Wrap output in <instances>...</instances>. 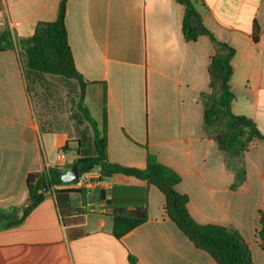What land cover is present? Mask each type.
I'll use <instances>...</instances> for the list:
<instances>
[{
	"label": "crops",
	"instance_id": "obj_1",
	"mask_svg": "<svg viewBox=\"0 0 264 264\" xmlns=\"http://www.w3.org/2000/svg\"><path fill=\"white\" fill-rule=\"evenodd\" d=\"M61 1L1 0L0 29L31 38L38 23L57 19ZM194 1L209 31L235 50L233 112L264 134V0ZM183 18L174 0H68L69 46L85 83L78 102L105 134L111 163L143 170L148 153L155 155L181 176L177 191L188 196L193 219L237 231L253 263L264 264L256 237L264 212V140L253 139L243 155H227L205 132L215 46L207 36L186 41ZM62 80L67 84L60 76L29 72L19 50L0 51L4 210L27 208L28 175L56 166L63 148L69 164L79 151L83 155L85 129L94 153V132L79 103L70 117L67 90L47 91ZM243 166L245 181L233 188ZM70 206L72 214L80 211L83 236L71 239L49 191L20 225L0 229V264H131L130 257L135 264H217L173 223L164 195L148 182L116 174L103 179L99 193L72 194ZM139 208H146V222L115 237L113 213Z\"/></svg>",
	"mask_w": 264,
	"mask_h": 264
},
{
	"label": "trees",
	"instance_id": "obj_2",
	"mask_svg": "<svg viewBox=\"0 0 264 264\" xmlns=\"http://www.w3.org/2000/svg\"><path fill=\"white\" fill-rule=\"evenodd\" d=\"M67 1H61L55 21L37 24L31 38L19 39L12 34L9 27L0 29V51L19 50L25 57L27 70L31 73L76 80L82 87L81 100H83L85 83L83 76L75 66L68 40ZM174 1L184 8L182 29L185 40L195 42L200 37L207 36L215 46V54L210 63L211 95L204 113L205 132L218 144L224 154L243 155L251 141L253 139L264 140V134L259 131L252 119L237 115L232 110L235 95L230 81L233 75L232 60L235 50L227 43L218 40L209 31L194 0ZM0 11H2L1 0ZM259 37L260 29L254 22L253 40L255 43L259 41ZM78 107L93 129L94 153L87 152L82 155L79 151L77 158L71 164L63 167H49L42 174L28 175L29 200L33 202V206L29 208L12 207L7 210L0 208V229L20 225L33 208L45 200L47 193L52 191L56 197L61 219L68 228L71 239L83 236V231L78 227L81 223V218L78 216L80 211L72 214L70 206V196L78 191L68 187L71 184L62 182V175L74 164H78L80 174L98 168L101 176L105 178L123 174L154 185L165 197L164 209L168 217L197 248L206 251L217 264H254L249 248L237 231L219 225H201L193 219L187 207L188 196L177 191V185L182 180L181 176L171 167L161 163L155 155L148 153L147 167L143 170L111 163L106 154L105 134L100 133L97 123L87 108L81 103ZM65 151H68L67 147ZM244 181L245 168L243 166L238 170L233 188H237ZM44 183H46V189ZM113 216L115 222L113 234L121 238L146 222L148 213L146 208H139L133 212L115 211ZM256 237L264 250V212H260ZM130 262L135 264V259L130 257Z\"/></svg>",
	"mask_w": 264,
	"mask_h": 264
},
{
	"label": "rangeland",
	"instance_id": "obj_3",
	"mask_svg": "<svg viewBox=\"0 0 264 264\" xmlns=\"http://www.w3.org/2000/svg\"><path fill=\"white\" fill-rule=\"evenodd\" d=\"M66 85V87H65ZM77 82L76 80H71L68 79L67 80V84L64 83V80H62L61 84H52V85H46L47 87V91H52V92H60V91H64L67 90L68 93V109H69V116L72 117L75 114V108H76V103H79L78 101L80 100L79 96V86L80 84L77 86ZM51 86V87H50ZM45 87V88H46ZM45 90V89H44ZM77 110L79 111V107H77ZM91 135L89 133L88 130H84V134L83 137L81 139V141L84 143V151L83 154H86L87 152H91L89 148L91 143ZM69 143H72V140L69 141ZM73 146H75V144H72ZM63 151H65V148L62 149ZM99 193L100 191H96L95 193Z\"/></svg>",
	"mask_w": 264,
	"mask_h": 264
},
{
	"label": "built area",
	"instance_id": "obj_4",
	"mask_svg": "<svg viewBox=\"0 0 264 264\" xmlns=\"http://www.w3.org/2000/svg\"><path fill=\"white\" fill-rule=\"evenodd\" d=\"M57 165L56 166H66L69 164V158L66 153L63 151L59 152L56 156ZM105 177H102L99 169L98 172L89 171L87 173L81 174L79 179L72 183V189L86 193L87 195L91 194L92 192L100 191L103 183V179Z\"/></svg>",
	"mask_w": 264,
	"mask_h": 264
},
{
	"label": "water",
	"instance_id": "obj_5",
	"mask_svg": "<svg viewBox=\"0 0 264 264\" xmlns=\"http://www.w3.org/2000/svg\"><path fill=\"white\" fill-rule=\"evenodd\" d=\"M80 167L78 164H74L73 167L62 175V182L65 184H72L76 182L80 177ZM44 188L46 189V183H44ZM33 202L30 201L27 204V208L31 207Z\"/></svg>",
	"mask_w": 264,
	"mask_h": 264
}]
</instances>
